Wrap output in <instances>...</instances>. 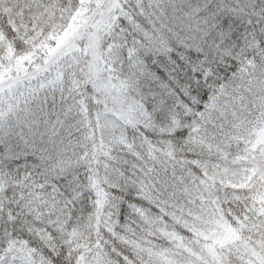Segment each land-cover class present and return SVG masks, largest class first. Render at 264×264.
Returning a JSON list of instances; mask_svg holds the SVG:
<instances>
[{"label":"trees","instance_id":"trees-1","mask_svg":"<svg viewBox=\"0 0 264 264\" xmlns=\"http://www.w3.org/2000/svg\"><path fill=\"white\" fill-rule=\"evenodd\" d=\"M115 2L117 6L131 4L135 7L142 4L143 14H139V10L133 13L138 23L149 29L155 26L158 33L162 29L165 36L176 39L186 50L200 51V45L206 40L208 48L215 51L214 37L209 33L216 29L215 37L221 40L227 38L229 41L225 54L231 55L238 63L245 61L247 56L249 60L245 62L250 65L245 72L244 64L241 63V70L231 73L224 83L228 92L219 99L217 110L205 118L206 127L202 126L197 134L191 131L189 126H184L188 131L186 143L191 144L187 149L188 153L203 152L201 158L189 161L195 165L200 175L192 182H185L184 177L174 170L183 167V159L166 160L158 170L142 173L139 179L145 184L146 200L152 207L136 209L146 228L143 236L134 242H128L135 243L139 250L143 249V258L145 261H151V264H168L169 261L171 264H185L193 258L202 260L204 264H212L213 261L217 264L221 261L222 264H250V260L264 250V200L261 199L264 195V152L261 149H250L264 124V93L258 91L251 100V104L262 106V110L251 120L248 118L251 116L250 105L242 101L246 93L261 89L256 86L255 77L248 76L247 73L252 71L250 61L253 52L255 57L264 61V42L258 39L259 34L264 33V0ZM79 3H83L84 7L79 10L78 15L72 16L69 24L78 25L79 34L52 62L44 45H50L51 36L67 30L61 28L56 21L63 17L67 11L65 5L70 4V0H0V51L7 47L8 54L13 55L14 60L16 57L20 58L19 69L14 63L11 72L6 71L5 75L0 77L4 80L3 90L0 92V108L7 109L11 102L18 105L21 115L25 109L30 113L26 117L28 123L21 122L17 125L14 118L11 120L14 127L12 132L9 133L7 128L0 129V238L3 237L5 228L14 230L18 235L21 229L17 227L18 224H23V228L28 225L35 226L34 221L41 223L43 215L55 211L58 196L55 186L49 194H43L37 203L29 208L33 190L40 189L41 185L26 184L15 179L13 174L8 172L6 162L15 161L14 157L17 155L20 159L25 157V142L22 136L27 137L28 151L35 149L36 156L71 141V133L75 131L71 122V97L79 90V84L75 76L66 84L64 69L69 64L78 63L76 53L86 55L89 50L95 49L99 54L100 42L104 37L112 35L114 22L123 16V12L112 15L107 8L100 7L108 4L109 0H79ZM205 4L209 9L223 7V15L228 20V24L222 28L223 36H220L221 29L213 23L212 16L204 10ZM45 6H50L47 13ZM196 7L201 9L199 13L194 11ZM83 32H86L89 41L85 49H81L76 43ZM120 43L122 41L119 39L112 41V45L118 46ZM65 61L67 63H63ZM7 63L5 57L0 55V64ZM90 67L94 71L96 67L107 68L108 65L103 62V55H100L99 64ZM259 71L264 72V68ZM9 83L12 84L11 92ZM160 105H163L162 100ZM53 124L56 126V132L52 129ZM59 150L65 151L63 147ZM65 167L69 165L60 163L56 171H62ZM149 168L151 169V166ZM185 175L192 177L193 173L189 170ZM71 178V181L75 180L74 176ZM217 185L231 189L236 194L233 196L234 200H245L242 204L244 216L235 218L238 228L222 220L212 237L202 234L192 242L198 245L193 247L184 232L171 226L170 220L171 223L183 225L188 229L183 221V216L190 212L186 205L192 203L194 198H198V203L203 199L201 191H206L209 187L216 188ZM153 188H157L158 192H166L169 199L161 201L159 196H153ZM240 193H243V196L239 195ZM75 195L78 198L80 193L76 192ZM18 203L23 209L22 214L16 208ZM10 210L12 215L18 216V224L7 222ZM108 211L109 209L101 204L99 216L102 222L107 220V216L103 214ZM150 211L152 215H149ZM156 212L160 214L155 215ZM112 218L115 219V216ZM48 223L51 224L52 220ZM64 223H67V220ZM36 236L47 245L45 252L54 246L48 243L51 236L42 224ZM84 254H88L87 249H84ZM104 258L107 261L106 255ZM41 260L43 264H50L40 255L37 264H40ZM93 264H96L95 260Z\"/></svg>","mask_w":264,"mask_h":264},{"label":"clouds","instance_id":"clouds-1","mask_svg":"<svg viewBox=\"0 0 264 264\" xmlns=\"http://www.w3.org/2000/svg\"><path fill=\"white\" fill-rule=\"evenodd\" d=\"M79 6V0H70V4L65 5L67 11L56 23L66 30L74 10ZM117 39L122 43L112 45V41ZM136 39L134 28L118 20L113 24L112 35L100 42L99 54L95 49L89 50L86 55L76 53L78 63L69 64L64 69L65 83L75 76L79 84V90L71 97V122L75 129L71 133V141L46 150L42 158L27 156L18 162H6L8 172L15 179L26 184L41 185L40 191L44 195L49 194L55 186L58 192L56 209L43 215L41 224L51 236L48 243L55 246L57 253L64 254L62 258H67L70 252L84 254V249H87L88 252L102 251L107 257V264H151V261H145L135 243L128 242H134L144 235V220L129 213L127 220L121 219L120 224L115 226L117 235H113L98 214L101 204L115 213V207H123L131 197L143 207L151 208L147 200L140 198L136 181L142 173L158 170L166 160H184L183 167L174 170L184 177L185 182H192L200 175L189 161L201 158L203 152L188 153L191 144L186 143L188 131L184 126L190 127L198 119L196 113L204 111L208 97L214 95L219 85L229 79L234 70L229 66L233 57L219 60L218 66L212 63L215 71L210 73L211 78L203 73L197 77L187 70L180 72L176 79L169 81L172 89L169 94L151 79L152 73H157L162 67H171L167 64L166 55H152L141 49L145 71L142 74L131 71L128 49L135 46ZM258 39L264 42V33L259 34ZM76 43L81 49L87 47L89 41L86 32ZM49 44L54 47L55 41L50 40ZM168 44L173 52L187 56V50L171 36H168ZM100 55H103V62L108 67L91 70L90 66L99 64ZM252 57H255L254 52ZM259 62L264 61L259 59ZM121 80L128 81V86L123 90L115 86ZM258 91L264 93L262 89L250 91L242 101L250 105L249 120L262 110V106L251 104ZM60 147L65 151L61 152ZM60 163L69 167L56 171ZM189 170L193 173L192 177L185 175ZM69 174L75 180L70 182ZM76 192L80 193L78 198ZM151 194L159 196L161 201L169 199L166 192H158L157 188L151 189ZM200 195L203 199L197 203L198 198H194L192 203L186 205L190 212L183 216L188 229L193 231L170 220L171 226L184 232L193 247L198 245L192 242L202 234L212 237L222 220L238 228L235 218L244 216L242 204L245 200H234L236 194L226 186L209 187ZM239 195L243 196V193ZM152 214L150 211L149 215ZM49 220H52L51 224ZM65 220L67 223H64ZM17 227L23 228L24 225L18 224ZM31 240L35 241L37 256L43 253L50 264H56V253L49 256L45 252L47 245L44 241L36 235H32Z\"/></svg>","mask_w":264,"mask_h":264},{"label":"snow or ice","instance_id":"snow-or-ice-1","mask_svg":"<svg viewBox=\"0 0 264 264\" xmlns=\"http://www.w3.org/2000/svg\"><path fill=\"white\" fill-rule=\"evenodd\" d=\"M84 7V4L81 3L78 8L74 10V14H79V10ZM101 8H107L112 15H116L120 12H123V16L120 17L122 22L131 25L135 32L137 33V39L135 40V46L130 47L128 49V58L131 62V66L133 68V72L136 73H144L145 71V63L144 60L140 56L141 49L145 53H151L152 55L164 54L167 56V64L171 67H162L161 70H158L157 73L151 74V79L157 83L158 87L162 90L167 91L169 94L172 93V89L170 87V80L176 79L180 72L187 70L188 72H193L197 77H199L202 73L207 77L211 78L210 73L215 71L212 68V63H217L218 61L224 58H231V55L225 54V49L228 46V39L225 38L221 40L219 37L214 36V32H210L209 35L214 37V43L216 45V50L212 51L208 48L206 40L200 45V51H194L191 49L187 50V60H185L184 53L173 52L171 47L168 44V37L164 35L163 30L161 29L158 33L157 28L154 26L152 28H145L143 25L139 24L136 20V16L133 14L139 10V14H143V5L137 4L133 7L131 4L129 5H118L115 0H109L108 4L100 5ZM50 6H45V13L49 10ZM91 10V8L89 9ZM204 10L208 11L209 15L213 18V23L217 28L221 29L220 36H223L222 28L224 25L228 24V20L223 15L224 9L223 7L209 9L208 5H204ZM197 13L201 11L199 7L194 9ZM44 14V13H42ZM86 18V17H85ZM155 25V22H153ZM78 25H69L67 30L63 33L55 34L50 37V39L55 41V46H51L45 44L44 47L47 49V56L50 61L54 62V58L61 52V50L69 45L74 37L78 35L77 32ZM184 48V45H181ZM234 52L235 49H232ZM0 55L4 56L8 61L7 65L0 64V77L5 75V72H11L12 65L15 63L17 69L20 66V58L16 57L13 59V55L8 54V49L5 47L2 51H0ZM215 57V58H214ZM249 58L246 56L245 61H248ZM211 61V63H210ZM241 61L238 63L236 60L231 59L230 68L234 69L232 72L235 73L236 70H241V63L244 64L243 71L247 72L249 68V63ZM252 71L248 72V76H254L256 80V86H259L262 90H264V72H260V68H264V62H259L258 57H254L250 61ZM247 78V77H246ZM4 86V80L0 79V92H2ZM115 86L123 90L128 86V81L121 80L116 82ZM18 87V85H17ZM12 90V84L9 83V91ZM228 92L227 87L224 83H221L217 88L214 95H210L208 97V101L204 104V111L197 112L196 116L197 120H194L190 126V130L199 133L201 131L202 126L206 127V117H210L213 112L217 110V105L219 104V99L226 95ZM147 114V113H146ZM30 113L27 109L24 110V114L21 115V111L18 108V105H13L11 102L7 109L0 108V129H5L10 132L14 130L13 124L11 120L14 118L16 124L19 125L21 122L28 123L26 117L29 116ZM49 123H52L49 121ZM52 129L56 132L55 124L52 125ZM59 133L57 132V135ZM182 134V133H181ZM22 139L25 142L24 154L25 157L29 155L36 156L37 153L35 149L29 152L27 147V137H23ZM41 156H37L41 158ZM15 161H19L20 157L17 155L14 157ZM71 176L69 175V181H71ZM127 179V178H126ZM137 187L140 191V198L146 200V195H144L145 184L140 179L136 181ZM32 197L30 204L28 205L31 208L32 204H36L37 200L41 198L43 193L40 189H34L32 192ZM261 199L264 200V195L261 196ZM22 203V202H21ZM143 206L140 204L138 200H133L131 197L128 198L127 202L123 207L117 205L115 207V213L112 210H109L107 213L103 215L107 216V220L104 221L105 227L108 228L113 235H117L115 232V226L120 224V220L123 217L124 220L129 218V213L138 216L139 214L136 212L137 208H142ZM16 208L19 210V213H23V209L20 206V203L16 205ZM100 215V211L98 213ZM115 216V219L112 217ZM7 222L13 225L19 223L18 216L12 215L11 210L7 216ZM25 223H27L25 221ZM34 225H28L26 228H21L18 231V235L14 230H10L5 228L4 235L0 238V264H37L38 256L37 249L31 239L30 236L36 235L37 230L40 228L41 223L39 221H34ZM126 227V225H125ZM40 239V237H37ZM43 241V240H41ZM49 244H51L49 242ZM116 249L113 248V252ZM140 251H143L141 249ZM56 253V264H93V260H95L96 264H107L106 259L104 258V253L102 251L96 252H88L85 254H76V253H68L67 258H62L64 256L63 253H57L55 246L48 248V255H52ZM194 255V254H193ZM44 259L47 260V257L44 256L43 253L40 254ZM127 261V258L125 257ZM40 264H43V260L40 261ZM160 264V262H157ZM168 264H171L169 261ZM185 264H204V262L200 259H190L185 262ZM212 264H217L216 261H213ZM222 264V261L220 262ZM250 264H264V250H261V253L256 254L254 258L250 260Z\"/></svg>","mask_w":264,"mask_h":264},{"label":"rangeland","instance_id":"rangeland-1","mask_svg":"<svg viewBox=\"0 0 264 264\" xmlns=\"http://www.w3.org/2000/svg\"><path fill=\"white\" fill-rule=\"evenodd\" d=\"M261 149L264 152V124L263 128L259 131L256 141L252 144L251 150L255 151Z\"/></svg>","mask_w":264,"mask_h":264}]
</instances>
